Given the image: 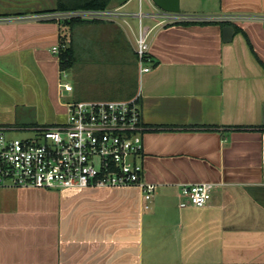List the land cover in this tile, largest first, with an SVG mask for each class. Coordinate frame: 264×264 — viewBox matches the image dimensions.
Wrapping results in <instances>:
<instances>
[{
    "label": "crops",
    "instance_id": "obj_1",
    "mask_svg": "<svg viewBox=\"0 0 264 264\" xmlns=\"http://www.w3.org/2000/svg\"><path fill=\"white\" fill-rule=\"evenodd\" d=\"M132 1L109 8L139 12ZM148 1L137 29L136 17L79 22L69 38L75 63L84 52L123 67L108 91L124 95L113 100L140 95L144 178L156 186L150 208L138 187L0 189V264H264V23H236L226 42L227 25H159ZM58 5L0 0V17ZM179 15L259 16L264 0H180ZM141 24L150 30L149 72L135 50ZM59 42L53 22L0 21V126L25 129L15 126L18 108L38 105V125L67 119L53 84ZM52 105L60 112H47ZM196 183L212 186L200 208L180 193Z\"/></svg>",
    "mask_w": 264,
    "mask_h": 264
},
{
    "label": "built area",
    "instance_id": "obj_2",
    "mask_svg": "<svg viewBox=\"0 0 264 264\" xmlns=\"http://www.w3.org/2000/svg\"><path fill=\"white\" fill-rule=\"evenodd\" d=\"M121 12V9H77L67 11H44L0 17V21H115L131 17L146 16ZM159 25L165 23H240L260 21L264 15H191L161 13ZM150 30L140 25L136 55L141 72H149L148 52ZM65 43L53 46L51 52L59 56ZM60 70L59 90L61 96L70 94L73 86L62 82L67 76ZM67 109L65 123L36 125L20 131H29L31 136L14 138L16 129L0 126V189H41L58 191L91 187H138L144 197L145 208L150 202L156 186L145 178L143 164L145 146L144 124L140 95L128 100L69 101L63 103ZM182 197L194 207H204L212 197V186L207 183L183 184ZM186 203L180 206L185 207Z\"/></svg>",
    "mask_w": 264,
    "mask_h": 264
},
{
    "label": "rangeland",
    "instance_id": "obj_3",
    "mask_svg": "<svg viewBox=\"0 0 264 264\" xmlns=\"http://www.w3.org/2000/svg\"><path fill=\"white\" fill-rule=\"evenodd\" d=\"M139 3L140 0H133L131 2V7L136 11L139 10ZM141 9L143 12H150L152 10L151 6L149 5L148 0H142V7ZM132 26L137 29L139 25V18L135 20L130 19ZM65 21H61L59 24L60 27V43L63 42L64 38L67 44H71L69 38L70 26L64 24ZM143 25L147 23L146 19H142ZM66 35V36H65ZM91 55L88 57L84 52L78 53L76 58V63L74 66L66 72L67 76L63 77L62 82H68L73 87H75V94H60V101L62 103H67L69 101H82V100H96V101H104V100H113L116 98H121L122 94L124 93H114L109 92V86L115 84L114 78L117 71H121L123 67L121 66H114L115 62H113V58L109 55H97L94 53H90ZM120 63H116L119 65ZM115 87V86H114ZM81 94V97L78 96ZM112 96V97H111ZM49 106V105H48ZM54 105L51 107H46L47 112L53 108ZM35 107V106H34ZM30 108V107H19L18 112L16 115L15 126L22 127V128H30L35 125H38V117L36 116L35 112L38 111L39 113V105L37 108ZM45 110V109H44ZM53 112H60V109L53 108ZM45 124V123H42ZM31 136L29 131H16L12 132V137L14 138H26ZM59 193H65L64 190H58Z\"/></svg>",
    "mask_w": 264,
    "mask_h": 264
},
{
    "label": "trees",
    "instance_id": "obj_4",
    "mask_svg": "<svg viewBox=\"0 0 264 264\" xmlns=\"http://www.w3.org/2000/svg\"><path fill=\"white\" fill-rule=\"evenodd\" d=\"M112 0H59L58 8L53 11H67V10H77V9H108L109 4ZM126 2L127 0H123ZM79 22H90V21H65L64 24L67 26H72ZM96 22V21H92ZM222 25H231L235 26V23H222ZM62 43H66L65 38ZM68 47L65 49H61L59 58V66L61 71L70 70L75 64V54L73 53L72 46L67 44ZM36 126V125H35Z\"/></svg>",
    "mask_w": 264,
    "mask_h": 264
},
{
    "label": "water",
    "instance_id": "obj_5",
    "mask_svg": "<svg viewBox=\"0 0 264 264\" xmlns=\"http://www.w3.org/2000/svg\"><path fill=\"white\" fill-rule=\"evenodd\" d=\"M155 6L158 8L157 13L154 14L155 17H159L161 13L166 14H179L180 13V0H152ZM56 24V23H55ZM58 26V24H56ZM226 36L225 41L228 42L232 39L234 35L235 28L234 26L227 25L224 29ZM57 45V44H56ZM65 113H67V109L64 106ZM66 119L58 123H65ZM41 190V189H38ZM46 191V190H44Z\"/></svg>",
    "mask_w": 264,
    "mask_h": 264
},
{
    "label": "flooded vegetation",
    "instance_id": "obj_6",
    "mask_svg": "<svg viewBox=\"0 0 264 264\" xmlns=\"http://www.w3.org/2000/svg\"><path fill=\"white\" fill-rule=\"evenodd\" d=\"M54 86L56 85V87L59 85V82H57L56 80H54L53 82Z\"/></svg>",
    "mask_w": 264,
    "mask_h": 264
}]
</instances>
